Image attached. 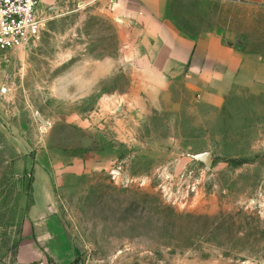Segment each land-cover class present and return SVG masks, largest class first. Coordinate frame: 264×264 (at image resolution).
Returning a JSON list of instances; mask_svg holds the SVG:
<instances>
[{
    "label": "rangeland",
    "instance_id": "374dc122",
    "mask_svg": "<svg viewBox=\"0 0 264 264\" xmlns=\"http://www.w3.org/2000/svg\"><path fill=\"white\" fill-rule=\"evenodd\" d=\"M127 4L42 0L39 38L0 49V264L35 203L57 229L35 264H264V0L167 2L243 57L221 103L184 81L158 102Z\"/></svg>",
    "mask_w": 264,
    "mask_h": 264
},
{
    "label": "crops",
    "instance_id": "0c3cea01",
    "mask_svg": "<svg viewBox=\"0 0 264 264\" xmlns=\"http://www.w3.org/2000/svg\"><path fill=\"white\" fill-rule=\"evenodd\" d=\"M118 1L119 6L128 3L131 7L122 18L129 30V47L140 66L136 78L159 81L154 85L159 103L166 104L173 81H184L202 100L221 103L233 79L243 77L246 69L240 53L225 45L217 34H186L168 15V0ZM33 207L38 215L27 218L24 239L17 251L21 264L44 262L54 248L51 241L56 239V220L51 207L47 203H35ZM45 208L48 212H44Z\"/></svg>",
    "mask_w": 264,
    "mask_h": 264
},
{
    "label": "built area",
    "instance_id": "2783aa9c",
    "mask_svg": "<svg viewBox=\"0 0 264 264\" xmlns=\"http://www.w3.org/2000/svg\"><path fill=\"white\" fill-rule=\"evenodd\" d=\"M42 0H0V49H25L42 29Z\"/></svg>",
    "mask_w": 264,
    "mask_h": 264
},
{
    "label": "water",
    "instance_id": "95a60500",
    "mask_svg": "<svg viewBox=\"0 0 264 264\" xmlns=\"http://www.w3.org/2000/svg\"><path fill=\"white\" fill-rule=\"evenodd\" d=\"M121 19H122V22H123V23H126V21H125V19H124V18H121ZM208 157H209V156H208Z\"/></svg>",
    "mask_w": 264,
    "mask_h": 264
}]
</instances>
